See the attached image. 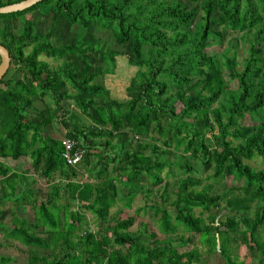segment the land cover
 <instances>
[{
  "label": "trees",
  "instance_id": "1",
  "mask_svg": "<svg viewBox=\"0 0 264 264\" xmlns=\"http://www.w3.org/2000/svg\"><path fill=\"white\" fill-rule=\"evenodd\" d=\"M99 31L113 34L117 50ZM242 44L249 46L239 62ZM0 45L14 67L12 77L8 71L0 82V184L17 176L5 165L8 159L30 158L47 181L60 176L34 223L0 224L27 247L51 251L30 255L29 264H197L199 250L175 246L194 242L179 237L181 229L209 252L220 241L227 264H236L227 246L230 234L243 233L249 254L264 264V169L248 163L264 160V0H43L23 12L0 14ZM216 45L223 52H210ZM120 55L137 68L125 101L111 98L98 82L114 71ZM46 97L53 108L31 110ZM57 121L64 138L86 150L77 166L67 164L63 140L53 136ZM167 167H178L186 178L174 199L165 189L163 206H150L168 236L158 244L149 232L131 231L134 216L111 213L118 201L130 208L145 179L159 187ZM203 174L217 184L242 182L244 195H214L211 185L199 189ZM25 194L5 193L0 201L23 204ZM74 204L94 215L103 231L74 238L81 219ZM196 208L224 210L226 218L208 221Z\"/></svg>",
  "mask_w": 264,
  "mask_h": 264
},
{
  "label": "rangeland",
  "instance_id": "2",
  "mask_svg": "<svg viewBox=\"0 0 264 264\" xmlns=\"http://www.w3.org/2000/svg\"><path fill=\"white\" fill-rule=\"evenodd\" d=\"M7 2L8 0H0V3L3 4H7ZM99 37L108 43V47L110 49L117 50V46L114 43L113 34L111 32L99 31ZM248 46L249 44H242L237 49V57L239 62H243L244 58L247 56ZM223 50L224 47L216 45L210 50V52L219 53L223 52ZM232 54L233 52L230 53V55ZM41 60L48 62L53 67L59 65V62L48 59L47 57H42ZM9 71L8 77H12L14 73V67L11 66ZM136 71L137 68L132 67L128 63L127 57L120 55L116 57L114 71L107 72L101 77L100 80H98V82H101L110 91L111 98L118 101H125L126 89L129 86L130 81ZM50 107L53 108V101L51 97H46L43 101L35 103L31 110H44ZM77 115L80 118L81 123H83L85 126L90 124V121L86 116L80 112H77ZM247 123H251V119H247ZM64 134L65 129L61 122H54L53 136L64 140ZM159 146L164 148L163 144L161 143H159ZM170 161L173 163L177 162L176 158L172 156L170 157ZM4 162L5 165L10 168L12 174H17V176L14 178L12 177L15 180L11 183L14 189H12L11 184L8 182H2L0 184V198L3 199V195L5 193H13L18 198L24 194V192L27 194L28 198L26 202H21L23 204L18 203V201H16L14 198H10L9 200H1L0 211L4 212L5 216L4 219L0 218V224H3L8 228H14L15 226H20L23 219H27L29 223H34L38 217L37 213L41 201L47 198L52 182L60 181V176L57 173L54 175L52 180L47 181L33 170L30 158H25L18 162L8 159L4 160ZM248 163L257 169H264V160L261 158H255ZM161 176L164 179V182L159 187L152 188L151 179H145L143 181L145 187L137 190L133 205L130 208H126L122 201H118L116 206L113 207L111 213L113 215L117 211L121 210L123 212L118 216L120 218L134 216L136 218V222L131 228V231L140 230L146 231L147 233L149 232L151 235H153L154 243L158 244H162V242L166 240L168 236L161 232L159 222L155 218L154 212L150 206L155 203L157 205L163 206L164 203L162 194L164 193L165 189L168 190L167 197L174 199L179 180L181 178H186L178 167H173L172 169L167 167L162 172ZM85 180H87V175L85 176ZM209 185L213 187L211 193L214 195L218 194L226 198L244 195L241 189L242 182L236 183L232 178L221 181L220 184H217L213 179H207V174H203L202 185L199 189L208 188ZM149 188L154 192V194L150 197L147 196V191ZM30 195H32V198L29 197ZM35 199H37V202H35ZM64 202V200L61 201V203ZM224 203L225 202L222 203V209L226 206ZM34 204H36L37 207H32ZM141 207H145V210L138 213L137 210ZM71 209H78L81 218L80 222L78 223V231L75 233L74 238H76L78 235H84L87 231H92L96 234L99 231H103L104 225H101V222L90 212L86 211L85 209H80L79 206L75 204L71 206ZM211 211L202 213L201 208H196L195 214L197 216L202 215V217L208 221H210L209 219L210 217L212 218V216L217 218V220H224L226 218V211L224 210L219 211L218 209L213 208ZM64 212L65 211L62 210L59 213L62 223L65 219ZM177 235L179 237H184L185 239L192 238V240H194V242L189 245L180 246L179 244H175V246L180 252L191 251L193 249L199 250L201 258L197 264H227L222 257L220 241L218 242L217 249L213 252H209L208 248L200 243L198 237H193L182 229L178 231ZM227 246L230 250L231 260L236 264H257V258L253 257L247 251L246 241L244 239L243 233L237 232L230 234V240ZM33 254H37L38 256H46L51 255V251L39 249L36 250L34 248L27 247L23 240L10 235L6 229L0 228V264H5L1 262L2 259L11 260V262L7 264H29V256Z\"/></svg>",
  "mask_w": 264,
  "mask_h": 264
},
{
  "label": "water",
  "instance_id": "3",
  "mask_svg": "<svg viewBox=\"0 0 264 264\" xmlns=\"http://www.w3.org/2000/svg\"><path fill=\"white\" fill-rule=\"evenodd\" d=\"M43 0H24L18 3H14L11 5H6L3 7H0V14H11V13H17V12H23L38 3L42 2ZM0 82L5 77V75L8 73L11 64H12V57L10 55L9 50L0 45Z\"/></svg>",
  "mask_w": 264,
  "mask_h": 264
},
{
  "label": "built area",
  "instance_id": "4",
  "mask_svg": "<svg viewBox=\"0 0 264 264\" xmlns=\"http://www.w3.org/2000/svg\"><path fill=\"white\" fill-rule=\"evenodd\" d=\"M64 152L63 157L68 165L77 166L84 159L86 150L78 145V143L70 138L63 140Z\"/></svg>",
  "mask_w": 264,
  "mask_h": 264
}]
</instances>
